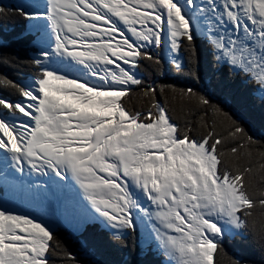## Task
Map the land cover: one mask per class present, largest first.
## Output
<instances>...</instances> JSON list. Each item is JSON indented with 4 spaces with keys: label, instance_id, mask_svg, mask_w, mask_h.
Returning a JSON list of instances; mask_svg holds the SVG:
<instances>
[{
    "label": "snow or ice",
    "instance_id": "6c2138e0",
    "mask_svg": "<svg viewBox=\"0 0 264 264\" xmlns=\"http://www.w3.org/2000/svg\"><path fill=\"white\" fill-rule=\"evenodd\" d=\"M13 16L26 28H0V62L34 70L0 75L16 93L0 96V264H83L108 248L122 259L87 264H219L236 237L264 264V0L0 5ZM12 41L32 56L6 54ZM144 62L192 86L148 83ZM61 198L72 250L42 206Z\"/></svg>",
    "mask_w": 264,
    "mask_h": 264
},
{
    "label": "trees",
    "instance_id": "16d2710c",
    "mask_svg": "<svg viewBox=\"0 0 264 264\" xmlns=\"http://www.w3.org/2000/svg\"><path fill=\"white\" fill-rule=\"evenodd\" d=\"M7 26L8 38L11 40V37L22 28H26L25 21L20 17H9L8 19L0 18V28ZM198 46H203L202 41L198 38L197 40ZM30 52L25 46L21 43H17L16 41H12L9 49H7L6 54L18 55L21 60L27 61L30 58ZM170 65H165L162 70H157L154 65H151L148 62H144L141 65V71L144 74V78L148 83H152L153 81L157 85L160 84H172L176 87H190L191 83H188L193 78L187 74V70L184 72H176L175 70L168 71ZM34 69L27 64L15 65V64H5L0 62V75H7L10 79H19L22 76H25L31 73ZM234 89L239 92L245 91L243 86L238 82L233 84ZM139 90L134 88L133 95H131L127 102L129 106L133 108H141L145 105L146 100L141 97L139 94ZM0 96H11L13 99L16 98V93L11 89H6L3 86H0ZM163 99L161 97H158ZM217 102V101H214ZM258 105V101H257ZM227 110V109H226ZM260 110L257 107L254 113V119L258 121ZM175 119L183 122L186 118V112L182 109L179 103L175 104V111L173 113ZM190 118V117H187ZM248 127V125H246ZM257 139H260L258 136ZM252 190H255L253 188ZM257 216H260V210H257ZM60 240L63 242L65 247L69 250H72L76 245V236H72L70 232L65 229L58 228L55 233ZM123 254L116 249L108 248L103 253H98L95 257H90L92 259H99L102 261H113L122 259ZM242 259L247 261V264H260V251L259 246L255 244L251 237L248 239H243L241 237H236L231 240H225L224 242V251L217 256V260L219 264H230L231 259ZM87 257L84 258L83 264H87ZM54 264H61L59 259L54 260Z\"/></svg>",
    "mask_w": 264,
    "mask_h": 264
},
{
    "label": "rangeland",
    "instance_id": "374dc122",
    "mask_svg": "<svg viewBox=\"0 0 264 264\" xmlns=\"http://www.w3.org/2000/svg\"><path fill=\"white\" fill-rule=\"evenodd\" d=\"M20 2L25 3V0H0V5L16 6L19 5ZM31 56H32V52H30V57ZM6 190H7V186L0 181V199L4 197ZM62 205H63V198H61L59 202H56L54 200L43 201L42 206L47 210L52 220L56 222L54 224V227H56V229L58 228L65 229L68 232H70L71 235L73 236V234L75 235V232L73 230L72 225L63 216Z\"/></svg>",
    "mask_w": 264,
    "mask_h": 264
},
{
    "label": "bare ground",
    "instance_id": "6f19581e",
    "mask_svg": "<svg viewBox=\"0 0 264 264\" xmlns=\"http://www.w3.org/2000/svg\"><path fill=\"white\" fill-rule=\"evenodd\" d=\"M21 4H23V3L20 2L19 5H21ZM0 181H1L3 184H5V183H4V180H3V177H2V174H0ZM5 185H6V184H5ZM6 186H7V185H6Z\"/></svg>",
    "mask_w": 264,
    "mask_h": 264
}]
</instances>
